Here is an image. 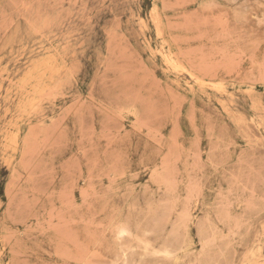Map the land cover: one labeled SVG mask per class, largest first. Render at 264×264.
I'll return each instance as SVG.
<instances>
[{"label": "rangeland", "instance_id": "rangeland-1", "mask_svg": "<svg viewBox=\"0 0 264 264\" xmlns=\"http://www.w3.org/2000/svg\"><path fill=\"white\" fill-rule=\"evenodd\" d=\"M0 264H264V0H0Z\"/></svg>", "mask_w": 264, "mask_h": 264}]
</instances>
